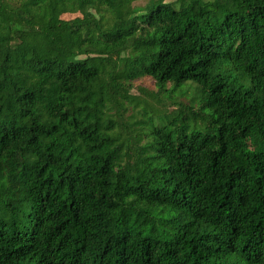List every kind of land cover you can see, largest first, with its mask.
I'll list each match as a JSON object with an SVG mask.
<instances>
[{"label":"trees","instance_id":"16d2710c","mask_svg":"<svg viewBox=\"0 0 264 264\" xmlns=\"http://www.w3.org/2000/svg\"><path fill=\"white\" fill-rule=\"evenodd\" d=\"M0 264H264V0H0Z\"/></svg>","mask_w":264,"mask_h":264},{"label":"rangeland","instance_id":"374dc122","mask_svg":"<svg viewBox=\"0 0 264 264\" xmlns=\"http://www.w3.org/2000/svg\"><path fill=\"white\" fill-rule=\"evenodd\" d=\"M80 13H65V19H73ZM136 86L132 90V94L136 96V100L130 104V115L134 118L132 122H141L146 120L148 116L154 115L155 122L160 123V116L166 114H174L179 110L180 103H190L198 94V88L194 82H186L175 90H171L170 86L165 91L160 92L156 87L155 80L152 77H143L136 80ZM140 99V100H137ZM154 107H151V105Z\"/></svg>","mask_w":264,"mask_h":264}]
</instances>
